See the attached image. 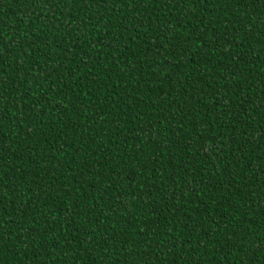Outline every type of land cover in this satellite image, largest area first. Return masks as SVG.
<instances>
[{
	"label": "trees",
	"instance_id": "trees-1",
	"mask_svg": "<svg viewBox=\"0 0 264 264\" xmlns=\"http://www.w3.org/2000/svg\"><path fill=\"white\" fill-rule=\"evenodd\" d=\"M0 264H264V0H0Z\"/></svg>",
	"mask_w": 264,
	"mask_h": 264
}]
</instances>
